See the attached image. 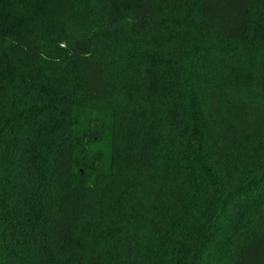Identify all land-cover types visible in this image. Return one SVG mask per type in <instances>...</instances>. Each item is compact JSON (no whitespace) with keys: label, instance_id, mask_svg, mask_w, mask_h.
Here are the masks:
<instances>
[{"label":"trees","instance_id":"16d2710c","mask_svg":"<svg viewBox=\"0 0 264 264\" xmlns=\"http://www.w3.org/2000/svg\"><path fill=\"white\" fill-rule=\"evenodd\" d=\"M185 1L0 0V264H264V100L240 98L226 55L214 66L147 55L142 95L110 112V168L94 174L106 131L85 114L101 112L93 104L113 100L117 82L91 40L64 29L95 12L114 28L124 12L141 32L191 7L199 34L264 43V0ZM167 23L157 42H192L193 27ZM244 57L264 63V50ZM143 177L167 192H125ZM93 195L110 198L121 227L88 249L70 234Z\"/></svg>","mask_w":264,"mask_h":264},{"label":"rangeland","instance_id":"374dc122","mask_svg":"<svg viewBox=\"0 0 264 264\" xmlns=\"http://www.w3.org/2000/svg\"><path fill=\"white\" fill-rule=\"evenodd\" d=\"M185 2L184 8L187 9V6L193 3L194 0H186ZM179 8L155 14L151 17L147 29L141 32L132 30L129 16L124 12L121 13L118 25L114 28L106 26L101 14L95 12L91 17L76 19L74 24H69L64 29L68 37H88L94 48H96V55L101 58L106 73L117 82L115 98L111 101H101L93 104L95 109L101 108V112L88 111L85 114L88 118H93L94 123L97 121L102 122V128L104 132L106 131L103 139L94 143L91 149L93 158L99 161L95 165L94 174L106 172L110 168L112 155L110 131L114 124V117L110 112L114 113L113 110H116L117 107L122 108V110L129 109L131 106L127 100L142 95L141 83L139 82L147 55L156 54L161 58L176 59L178 55L187 53L189 60L204 62L212 66L218 58L226 55L233 63L232 68L236 69V93L240 98L244 102L252 104H260L264 100V63L257 58L256 60L247 57L242 58V60L237 59L242 55H257L264 50V43L256 40L252 34H248L239 40H227L217 35L202 34L201 32L199 34L197 32V12L191 7L190 10ZM165 23L169 24L174 31H182L180 30L181 27L184 29L185 26L193 27L194 33L190 40L192 42H189L187 46L182 42L176 44L157 42L154 37L155 29ZM62 46L63 44L60 43L59 47ZM184 47L185 49H183ZM161 49L164 52H161ZM129 62H132V65L125 68L124 64ZM180 64L186 66L188 58L186 62L180 60ZM198 65L195 64L194 68ZM163 107V110H165L169 108V105L163 104ZM78 171H82V168H79ZM119 172L120 169L117 170V173ZM118 176L120 174L117 175V184L119 183L122 186L123 179ZM135 180L138 181V179ZM141 181H143V184L140 183ZM141 181L135 191L133 189L135 181L132 180L133 183L126 188L125 192H136V194L138 192L139 194L142 188V190H156L155 193H166L169 187L166 184L167 182L158 184L147 177H143ZM106 191L108 192V190ZM95 198V195L88 197L87 209L84 215L75 223L70 234L71 243H77L88 247V249L99 247L104 244L103 242L114 238L117 233L112 229L119 230L121 227L119 222L114 221V219L111 220L108 213H106L109 210V205L106 202L110 198L107 199L101 196L97 200Z\"/></svg>","mask_w":264,"mask_h":264}]
</instances>
